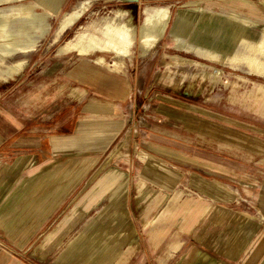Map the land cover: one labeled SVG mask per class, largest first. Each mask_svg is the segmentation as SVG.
Wrapping results in <instances>:
<instances>
[{"label": "crops", "instance_id": "0c3cea01", "mask_svg": "<svg viewBox=\"0 0 264 264\" xmlns=\"http://www.w3.org/2000/svg\"><path fill=\"white\" fill-rule=\"evenodd\" d=\"M21 1L0 2V14ZM35 1L49 33V21L84 0H49L60 8L57 17L44 0ZM163 1L171 19L129 82L122 75L93 83V70L81 65L69 78L87 89L72 86L63 105L61 84L53 101L40 90L15 101L14 79L0 81V235L21 249L39 244L41 262L53 255V264H264V76L231 58L249 55L254 41H262L264 0ZM190 1H200L199 9L181 6ZM122 134L129 155L119 165L130 173L132 219L119 222L123 230L111 240L84 237L77 251V237L70 235L79 221L56 219L57 213ZM123 178L107 174L83 202L107 196L122 220ZM24 258L0 250V264H29Z\"/></svg>", "mask_w": 264, "mask_h": 264}, {"label": "rangeland", "instance_id": "374dc122", "mask_svg": "<svg viewBox=\"0 0 264 264\" xmlns=\"http://www.w3.org/2000/svg\"><path fill=\"white\" fill-rule=\"evenodd\" d=\"M45 1L46 0H44V3L47 4ZM85 4H90L89 0L82 1L75 9L70 12L80 11ZM27 5L30 7L33 6L34 12L38 16L43 15V12L45 11L39 7V4H37L35 0L14 2L9 6L13 7L12 12H15L19 10L20 7H28ZM192 5V2L190 1L183 3L181 6L196 7ZM163 8H168L171 11V8L163 0H123V2H117L114 0L113 2L108 3L104 2V0H96L93 6L88 9L80 21L72 26L62 28L61 21L63 20L65 14L59 16V20L57 21H49L52 28L49 33H46L47 24L44 22V18L37 23L26 24L21 43L26 46H30L34 50L28 54H19L17 52L10 53L5 63L0 65L1 71L13 63H27V67L24 69L26 70L25 78L22 79V73H20L18 76L14 77V80H11L13 91L16 93L15 98L17 97L15 101L20 100L22 92H27V90L30 92L37 90L45 91L47 99L50 98L47 101H53V94L54 92H57V87L59 84H61L63 94L62 103L64 105V103L67 102L64 95L68 94L72 86L74 88H78L80 93L85 92L87 89L85 82H80L82 84H77L75 82L72 83L69 78L72 71H75L76 69L80 71V66L84 64L88 69L93 70V73H88L90 76V81L93 83L103 84L107 81H111L112 79H117V77H122V74L111 72L103 66L94 63L95 59L98 57H103L104 60L108 62L112 60L119 62L125 73V82H129V77L133 76L134 74L133 69L136 71V73L143 70L144 65L151 59V55L155 50L147 56L141 57L138 42H136L133 46L132 57L122 58L111 53H105L92 49L87 51V56H79L76 50H67V48H70L74 45H80L88 48V42L90 39L93 40L98 46H104L107 40L102 35V33L107 25L112 24L116 27L124 26L127 21L129 27L132 26L138 29V27L147 18L153 16L157 11ZM120 11L126 12V16H120ZM59 22L60 25L58 27ZM20 27L21 26L18 24L16 29H19ZM57 27L58 29L55 34ZM68 30L69 32L63 36L59 42H54V37L55 41H57L60 36ZM40 33H43V35H39ZM260 40L261 39L254 41L256 48H259ZM62 48H66V50H62ZM238 57L241 58L242 55H239ZM159 58L160 56L158 59ZM255 58L259 59L261 62H264V53L257 55V57L255 56ZM238 63L247 65L244 59H241ZM82 70L84 71L82 76L85 77L86 68H83ZM248 70L254 74L264 76V74L258 73L249 67ZM97 72L101 73V75L97 74ZM59 74L60 76H58ZM54 81L56 82V86L53 84ZM64 124L65 123L63 121V125ZM68 124L69 123H67V126ZM123 138L124 134H122L112 143L100 162L95 163L91 169L89 168L87 170L89 173L88 177L91 178L77 180L75 184L76 187L71 192L72 195H69L67 200H63L61 211L57 213L56 219H77L79 221L78 227L76 229H71L72 233L70 235L72 238L77 237L76 241H78V244L76 246L79 245V247H77V251L82 249V240L84 237H88V235H90V237L98 236V238L101 239V236H105L109 237L111 240L112 238L117 237L119 232L123 230L118 227L117 224L119 222L124 223L125 221H131L132 219V213L126 208L128 191L131 187L130 173L126 171L124 165H119L121 157L129 155V145L122 147L116 156H111V153L123 141L127 140ZM65 167L66 165H63V170ZM84 167V165H80L79 170H83ZM85 170L83 172H86ZM114 172H122L124 174V178L121 182L125 184L127 189L125 198V209L127 216L125 215L122 220L116 217V209L113 207L114 205L107 196L93 205L91 204V201L83 202L90 191L94 189L95 186L107 174ZM96 174L97 176L94 177ZM91 221H95L96 223L94 225L98 226H94L92 228L85 227L87 223ZM51 231H53V227L46 228L45 234H48ZM87 231H90L91 233ZM64 242V247H66V241ZM99 243L100 242H98V244ZM38 245L39 244L36 243L30 249H21L16 244L11 243L6 237L0 235V250L12 252L14 255L19 257L25 256L26 258H24V260L29 259V264H53V255L51 256V260L46 262H41L38 260V257L36 256V248ZM96 252L94 251V253Z\"/></svg>", "mask_w": 264, "mask_h": 264}, {"label": "bare ground", "instance_id": "6f19581e", "mask_svg": "<svg viewBox=\"0 0 264 264\" xmlns=\"http://www.w3.org/2000/svg\"><path fill=\"white\" fill-rule=\"evenodd\" d=\"M6 1H10V0H0V2H6ZM45 2L47 4L44 3V5L46 9L49 10L48 13H51L53 16H56L60 12V8L58 5H56L52 1H45ZM199 2L200 1L192 2L193 4L192 6H196L194 8L199 9ZM89 8H90V4H85L80 11L65 13L64 18L61 21L62 28H66L68 26H72L76 24L86 14ZM119 15L126 16V12L120 11ZM44 17L45 14L41 16L36 15L33 6L32 7L23 6L20 7L19 10L15 12H10L9 14L3 13L2 15L0 14V65L5 63L10 53L17 52L19 54H28L34 50L30 46H26L23 43H21L23 31L26 27V24L37 23L43 20ZM170 19H171L170 9L163 8L157 11L153 16L147 18L138 27V29L132 26L129 27L127 21L124 24V26L116 27L112 24H109L106 26V28L102 33V35L107 40L104 46H98L93 40L90 39L88 42V48H85L80 45H74L70 48H67V50L68 49L76 50L79 56H87L88 55L87 51L92 49L105 53H111L122 58H131L133 46L136 42H138L140 55L141 57H145L158 47L159 43L163 38L165 29L167 28ZM239 22L247 26L256 24V23L252 24V22L247 21L245 19H241L239 20ZM18 24L21 27L19 29H16V26ZM39 35H43V33H40ZM180 40H178L177 42L178 47L180 48L185 47V44ZM62 50H66V48H62ZM261 53H264V31H263V39L262 41L259 42V48H256V46L252 47L249 51V55L246 56L245 54H242L243 58L242 57L239 58L237 56L231 58L234 61H237V63L241 59H244L252 70L264 74V62H261L259 59L255 58V56L257 57V55ZM208 56L211 58H216V55L213 53L210 54L208 53ZM174 59L177 61H182V63L184 61L187 63V59H184L182 57L180 58L174 57ZM94 63L101 65L104 68L112 72H115L117 74L125 75L121 64L115 60L108 62L104 60L103 57H98L97 59H95ZM26 67H27L26 62H17L7 66L6 69H2L0 71V81L14 79V77L17 74H19L21 71H24ZM128 141L129 140L123 141L111 153V156H116L122 147L128 145Z\"/></svg>", "mask_w": 264, "mask_h": 264}]
</instances>
